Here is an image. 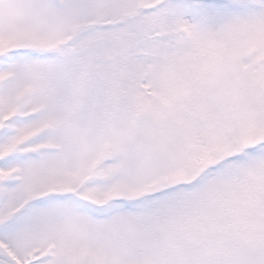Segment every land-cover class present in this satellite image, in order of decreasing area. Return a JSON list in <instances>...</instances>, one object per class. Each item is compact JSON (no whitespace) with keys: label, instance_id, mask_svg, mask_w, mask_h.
<instances>
[{"label":"snow or ice","instance_id":"6c2138e0","mask_svg":"<svg viewBox=\"0 0 264 264\" xmlns=\"http://www.w3.org/2000/svg\"><path fill=\"white\" fill-rule=\"evenodd\" d=\"M0 264H264V0H0Z\"/></svg>","mask_w":264,"mask_h":264}]
</instances>
